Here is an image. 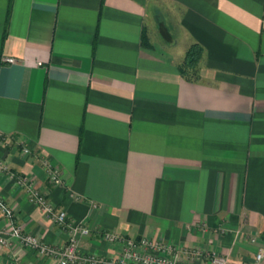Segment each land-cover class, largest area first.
Wrapping results in <instances>:
<instances>
[{"label":"crops","instance_id":"1","mask_svg":"<svg viewBox=\"0 0 264 264\" xmlns=\"http://www.w3.org/2000/svg\"><path fill=\"white\" fill-rule=\"evenodd\" d=\"M0 162L91 230L82 254L115 258L108 231L164 240L178 264H207L191 255L207 249L251 263L264 250V0H0ZM0 200L14 215L0 212V231L65 243L2 173ZM13 261L55 264L0 246Z\"/></svg>","mask_w":264,"mask_h":264},{"label":"built area","instance_id":"2","mask_svg":"<svg viewBox=\"0 0 264 264\" xmlns=\"http://www.w3.org/2000/svg\"><path fill=\"white\" fill-rule=\"evenodd\" d=\"M3 64H15L14 58H2ZM24 153H28L24 150ZM43 168L46 180L52 186H62V172L51 163L44 161ZM0 173L4 174L15 187L21 189L27 201L38 207L45 219L57 226L67 234L65 243L61 246H52L40 238L25 233L19 225H11L0 231V246L9 247L16 244L31 250L41 257L54 260L55 264H178L180 249L166 243L164 240L148 238H130L113 232L102 231L100 236L103 241L112 247L117 255L115 258L106 259L93 254H82L79 250V240L88 237L91 230L81 224L70 221L64 210L55 207L47 196L41 193L32 180L28 177L13 172L7 164L0 162ZM0 212L4 217L13 219L12 212L0 200ZM15 219L16 216H15ZM226 230L219 228L216 234H224ZM251 244L259 243L257 236L250 237ZM192 257H205L207 264H230L226 257L220 256L212 249L204 252L194 251ZM10 264H19L16 261ZM249 264H264V250L259 248Z\"/></svg>","mask_w":264,"mask_h":264},{"label":"trees","instance_id":"3","mask_svg":"<svg viewBox=\"0 0 264 264\" xmlns=\"http://www.w3.org/2000/svg\"><path fill=\"white\" fill-rule=\"evenodd\" d=\"M142 44L143 46H148V40L145 35H143ZM201 53V48L196 44L186 51L184 61L179 66V72L186 80L195 81L197 79V65L200 61Z\"/></svg>","mask_w":264,"mask_h":264}]
</instances>
